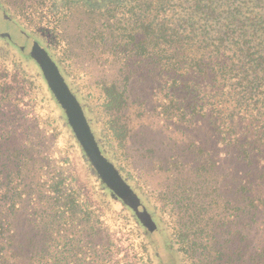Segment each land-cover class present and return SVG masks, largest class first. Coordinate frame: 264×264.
Wrapping results in <instances>:
<instances>
[{
    "label": "trees",
    "instance_id": "trees-1",
    "mask_svg": "<svg viewBox=\"0 0 264 264\" xmlns=\"http://www.w3.org/2000/svg\"><path fill=\"white\" fill-rule=\"evenodd\" d=\"M0 5L43 49L0 38V264H159L144 216L181 264H264V0ZM135 108L190 140L144 122L131 155Z\"/></svg>",
    "mask_w": 264,
    "mask_h": 264
},
{
    "label": "rangeland",
    "instance_id": "rangeland-1",
    "mask_svg": "<svg viewBox=\"0 0 264 264\" xmlns=\"http://www.w3.org/2000/svg\"><path fill=\"white\" fill-rule=\"evenodd\" d=\"M0 38H4L8 43H11L15 46V49L18 52H23L25 54H38L43 55V49L41 42L38 38L33 35H27L23 33L20 27L17 25L13 18L8 17L3 11L0 5ZM83 79V78H82ZM96 81L87 77L82 80L81 87L85 89L86 92L92 93V101L95 102L96 98L99 95V90L96 88ZM137 106V105H136ZM101 112H98L100 117ZM130 117L126 120L129 123L128 136L129 139L128 149L131 152V155H135L141 160H145L148 163L151 162L150 158L153 155L149 147L140 146V141L134 140V135L139 131L142 124L147 122V124L153 126L155 129L165 126V136L173 141H177L180 145L186 146L187 142L190 140V137L187 131L177 132L175 127L170 128L169 125H163L158 123L156 118L144 117L140 115V112L135 108L130 112ZM126 119V116H125ZM129 121V122H128ZM87 136H83V139H86ZM136 142V143H135ZM143 158V159H142ZM109 174L112 173V169L108 166ZM148 174H152V171H149ZM150 181L152 185V190H157L162 187V180L160 177L152 174L150 176ZM116 192L119 195L123 203L135 214H143L145 211V203L140 194L133 188V186L124 179H117L116 182ZM142 226L147 230V239L150 243L151 249L153 250L156 260L159 264H181L178 254L170 247L168 236L166 231L161 227L159 228L157 222L154 220L148 219L146 216L140 218Z\"/></svg>",
    "mask_w": 264,
    "mask_h": 264
},
{
    "label": "water",
    "instance_id": "water-1",
    "mask_svg": "<svg viewBox=\"0 0 264 264\" xmlns=\"http://www.w3.org/2000/svg\"><path fill=\"white\" fill-rule=\"evenodd\" d=\"M58 90H59V92H62V91H63L61 87H58ZM71 110H72L73 113L76 114L77 111H78V108H77V106H71ZM88 151L90 152V154H94V149H93V147H89V148H88ZM114 177H115V176H114Z\"/></svg>",
    "mask_w": 264,
    "mask_h": 264
}]
</instances>
